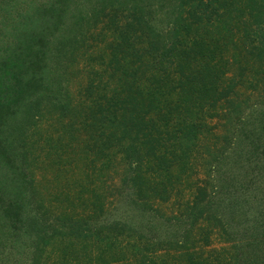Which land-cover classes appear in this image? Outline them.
<instances>
[{
	"label": "rangeland",
	"instance_id": "1",
	"mask_svg": "<svg viewBox=\"0 0 264 264\" xmlns=\"http://www.w3.org/2000/svg\"><path fill=\"white\" fill-rule=\"evenodd\" d=\"M12 1L0 0V10ZM168 5L162 0L152 7L151 21L159 31L168 30L163 20ZM108 33L90 49L83 46L71 55L67 94L58 97L66 110L42 108L38 130L25 126V154L17 163L27 175L29 165L34 172L31 197L42 207L24 211L26 222L20 226L26 233L18 241L10 226L0 228V264H32L37 234L41 251L34 257L40 264H236L239 252L264 264V251L251 247L254 236L259 243L264 231V65L256 63L259 74L250 72L239 85L237 79L228 101L215 109L218 115L205 120L192 170L181 175L182 192L166 193L163 201L151 191L161 177L156 155L138 154L144 161L137 170L134 158L127 156L131 144L117 129L124 124L126 132H133V120L140 118L145 124L143 115L124 104L129 84L146 83L132 72L119 74L117 65L130 60H121L119 50L113 56ZM134 47L142 46L135 42ZM237 69L234 65L228 75L238 74ZM172 175H178L177 163ZM197 188L205 192L204 214L192 221L185 205ZM29 214L41 216L44 227L29 223ZM224 222L239 235H227ZM249 237L251 248L245 244Z\"/></svg>",
	"mask_w": 264,
	"mask_h": 264
},
{
	"label": "trees",
	"instance_id": "2",
	"mask_svg": "<svg viewBox=\"0 0 264 264\" xmlns=\"http://www.w3.org/2000/svg\"><path fill=\"white\" fill-rule=\"evenodd\" d=\"M161 1L13 0V5L1 8L0 228L10 226L15 231L11 235L16 234L14 241L26 233L20 226L26 222L24 211L28 208L36 212V205L38 209L42 207L31 197L37 183L34 172L29 165L27 175L17 163L25 154L26 133L30 128L38 130L42 124V108L66 110L58 97L67 94L69 59L80 47L90 49L110 32L111 47L116 51L113 56L118 57L119 50L121 60H130L127 65H117L119 74L132 72L135 80L146 83L129 84L124 104L143 115L146 125L140 118L139 122L133 120V132H126L124 124L117 129H122L121 138L131 144L127 156L134 158L137 170L144 161L142 156L136 157L138 154L145 158V154L156 155V172L161 177L151 191L163 201L168 199L166 193L169 197L182 192L181 175L192 170L195 142L205 120L218 115L215 109L228 101L237 79L239 85L250 72L259 74L254 67L256 63L264 65V0H163L170 7L163 17L168 24L166 32L159 31L150 17L152 7ZM135 42L142 47L135 48ZM234 65L238 66V74L229 76ZM52 93L54 99L49 100ZM151 114L156 115L155 120ZM175 163L177 176L172 175ZM202 196L204 190L197 188L185 205L192 221L204 214L200 209ZM40 220L43 221L41 216L29 214V223L44 227ZM224 224L222 229L227 235H239ZM47 233L50 236L49 230ZM259 237L258 243L254 236L253 245V237L246 238V246L264 251V231ZM39 244L37 234L31 244L32 264H40L34 257L41 251ZM176 244L181 246L182 239ZM244 255L239 252L236 264H258Z\"/></svg>",
	"mask_w": 264,
	"mask_h": 264
}]
</instances>
